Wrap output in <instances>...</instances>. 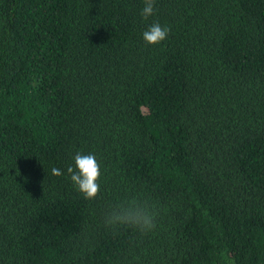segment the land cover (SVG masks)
I'll list each match as a JSON object with an SVG mask.
<instances>
[{
  "label": "trees",
  "instance_id": "obj_1",
  "mask_svg": "<svg viewBox=\"0 0 264 264\" xmlns=\"http://www.w3.org/2000/svg\"><path fill=\"white\" fill-rule=\"evenodd\" d=\"M144 6L0 0V264H264V0ZM132 199L151 231L106 224Z\"/></svg>",
  "mask_w": 264,
  "mask_h": 264
},
{
  "label": "clouds",
  "instance_id": "obj_2",
  "mask_svg": "<svg viewBox=\"0 0 264 264\" xmlns=\"http://www.w3.org/2000/svg\"><path fill=\"white\" fill-rule=\"evenodd\" d=\"M155 0H144V8L141 11L143 19H147L154 13ZM169 33L167 27H161L159 23L152 24L144 33L143 40L149 45L159 44L164 41ZM75 168L69 166L67 173L71 181L81 192L85 199H94L100 191L98 180L100 178V166L94 155L77 153L74 157ZM52 175L61 176L60 169L52 168ZM106 224L111 226L126 225L140 231H151L154 227V215L150 208L136 199L126 201L114 206L106 217Z\"/></svg>",
  "mask_w": 264,
  "mask_h": 264
}]
</instances>
